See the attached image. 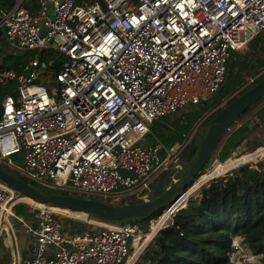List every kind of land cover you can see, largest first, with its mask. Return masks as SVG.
Instances as JSON below:
<instances>
[{"label": "built area", "instance_id": "obj_1", "mask_svg": "<svg viewBox=\"0 0 264 264\" xmlns=\"http://www.w3.org/2000/svg\"><path fill=\"white\" fill-rule=\"evenodd\" d=\"M21 3L0 11L8 44L33 54L20 72L1 75L15 81L16 95L1 101L0 162L34 183L94 198L142 193L158 169L183 170L179 154L194 130L168 147L139 142L153 122L209 100L231 52L264 33V0H36L34 13ZM190 189L145 232L44 205L28 211L32 224L14 212L18 194L0 181V237L15 248L14 218L34 239V252L21 258L15 248L12 264H134ZM60 218L83 226L66 229ZM235 239L230 263L236 252L239 264H264Z\"/></svg>", "mask_w": 264, "mask_h": 264}, {"label": "trees", "instance_id": "obj_2", "mask_svg": "<svg viewBox=\"0 0 264 264\" xmlns=\"http://www.w3.org/2000/svg\"><path fill=\"white\" fill-rule=\"evenodd\" d=\"M17 1L0 0V11L11 9ZM74 1L81 4V0ZM35 2L36 0H23L21 6L28 12L34 13ZM261 34L253 37V40ZM259 48L263 54L260 64H263L264 39L260 42ZM233 53L235 51L231 52L230 57L233 56ZM32 55V52H22L11 47L6 41L3 31L0 30V114L2 99L9 94L16 95L15 81L1 78V75L9 70L20 72L22 66ZM230 57L226 63L225 76L227 72L233 69L234 61L230 65ZM263 77L264 72L253 83H248L244 89L236 94L233 92L232 81L225 82L224 77L223 83L216 93L209 100L198 104L195 106V108L197 107L196 109L188 113L185 125L176 124V129L169 131V136H164L160 129L157 130L155 142H160L167 147L183 143L184 135H188L194 130L190 142L179 154V159L182 163L189 161L195 154L194 145L196 138L201 134L202 126L223 107L259 82ZM263 99L264 97L251 104L236 119L230 130L223 135L209 161L214 157L222 163L232 158L230 156L234 149L242 143L251 130L248 127L249 125L245 123L234 126L235 123ZM203 116L204 118L201 119ZM255 116L260 123H264V104L256 109ZM162 123L160 120L153 122L147 135L153 133L157 124V128H160ZM197 124L199 125L193 128ZM261 146L263 144L258 143L254 149ZM162 156H164V152ZM209 161L201 172L194 177L188 189L200 176L205 174V168ZM165 171H171L168 178H172L171 182L165 186L166 188L173 183L182 170H174L171 166ZM11 173L37 189L33 184L34 182L20 175L17 171H11ZM165 188L154 197L164 192ZM39 191L44 194L57 193L83 197L59 189ZM144 200H138L136 203ZM165 208L154 213L149 218L133 223H137L143 231L147 232L150 220L160 216ZM14 209L16 214H22L25 210V205L18 203L14 206ZM235 237L240 238L244 247L253 255L261 254V262H264V160L257 162L254 169L250 168V165L241 166L226 173L225 176L212 179L208 184L203 185L198 190V193L193 194L186 202V205L173 215L171 222L157 231L134 264H232L229 262L227 253L230 251Z\"/></svg>", "mask_w": 264, "mask_h": 264}, {"label": "water", "instance_id": "obj_3", "mask_svg": "<svg viewBox=\"0 0 264 264\" xmlns=\"http://www.w3.org/2000/svg\"><path fill=\"white\" fill-rule=\"evenodd\" d=\"M262 97H264V77L223 107L202 126L201 134L195 141V154L189 161L183 163L184 169L173 183L160 195L139 203L116 206L93 198L57 193L44 194L11 172L1 168L0 181L15 191L19 198H27L40 205L83 212L114 224L124 225L143 220L161 211L188 190L189 184L209 161L223 135L230 130V127L245 109Z\"/></svg>", "mask_w": 264, "mask_h": 264}, {"label": "rangeland", "instance_id": "obj_4", "mask_svg": "<svg viewBox=\"0 0 264 264\" xmlns=\"http://www.w3.org/2000/svg\"><path fill=\"white\" fill-rule=\"evenodd\" d=\"M256 36H254V37H256ZM257 38H258V40H256ZM257 38H255L253 40V37L247 36L246 37L247 44H246L245 48L242 49V51H235V53H233V56L230 57L229 64L231 65V63H233V61H234V65H233V69L230 70V72H227V74L225 76V82L232 81L234 94H236L239 91H241L242 89H244L246 87V85H248L250 79H254V78L256 79L257 77H259L264 72V63L260 64V61L263 58V54L259 48L260 42L264 39V33L259 35V37H257ZM41 80H44L43 77H41ZM263 104H264V99L261 102H259L256 106L251 108L245 115H243L235 123L234 126L245 123V124L249 125L248 127L251 128V130L246 135V137L242 141V143H240L238 145V147H236L234 149V151L232 152L230 157H237V156H240L242 154H251V153L255 152L256 149H254V147L258 143H262L263 146H261V147H264V123L263 124L260 123L259 119L256 118V116H255L256 109ZM196 108L195 107H187L185 110L181 111L178 115L175 114L173 116L165 118V120H163V119H162V121L160 120L161 123L163 122L161 124L160 128H157L158 127V124H157V126L153 130V133L146 135L139 142V144L140 145H147V144L154 143L157 139L155 137L156 131L159 129H160L161 133H163L164 136H169V133H170L169 131L176 129V124L185 125L187 123L186 117H188V113L190 111H192L193 109H196ZM203 118H204V116L201 119H203ZM198 125L199 124L193 126V128H195ZM185 132H187V131H185ZM262 160H264V154L256 157L254 160H251L248 162L238 163L233 168L227 170V172H231L234 169H237L238 167L245 166V165H250V168L254 169L256 166V163L259 161H262ZM12 161L14 164L20 165L21 164V155L12 156ZM217 162H219V161L216 158L212 157V159L209 161V163L206 165V168H205V175H207L209 172V174L207 175L208 177L203 179V178H201L202 176H200L194 182L193 185L198 183V186L195 188L197 190L194 191L193 194L198 193V190L203 185L208 184V182L210 180L216 179L218 177H223L226 175V173H227L226 171L222 172L216 176L210 175V173L212 172V170L214 168V164H216ZM0 168L11 172V169L6 165L5 161L0 162ZM13 171L14 170H12V172ZM170 174H171V171H165L164 169H158L157 171H155L151 176V181H150L148 188L146 190H144L142 193H138V192L137 193H135V192L134 193L115 192V193L109 194L107 196V198H103V197H95L94 198L92 195L81 194V193H77V192H70V193H75V194L81 195L85 198H91L92 197L94 199L100 200L104 203L111 204V205H116V206L126 205V204L136 203V201L141 200V199L148 200V199L154 197L158 192L162 191L165 188V186L171 182L172 178L171 177L168 178V176H170ZM33 184L37 187L38 190L53 189V188L46 187L42 184H38V183H33ZM22 202L23 201H19L18 203L24 204L26 211H29L31 209L32 205L27 204L25 202L22 203ZM14 212L16 213L15 209H14ZM22 214H24V212H22ZM17 215H19V214H17ZM23 216L26 219H28L27 214L23 215ZM60 221H61L62 225L66 227V229H76V228H81L83 226V224H80V222L78 223L74 220H71L70 218H60ZM10 222L12 224L13 229H15L14 231L16 233H18V229L20 228L19 223L14 218H11ZM235 238H236L235 240L239 241V243L243 247L244 245L242 244V241L240 239H238L237 237H235ZM243 252H244V254H246L248 256L251 253L246 247L243 248ZM240 256H241V253L235 252V258H234L235 264H239L238 260H239ZM249 262L250 263H248V264H260L259 263L260 260H258L256 258L250 259Z\"/></svg>", "mask_w": 264, "mask_h": 264}, {"label": "crops", "instance_id": "obj_5", "mask_svg": "<svg viewBox=\"0 0 264 264\" xmlns=\"http://www.w3.org/2000/svg\"><path fill=\"white\" fill-rule=\"evenodd\" d=\"M90 1L91 0H81L80 3L86 4L89 3ZM26 214L28 215L27 217L30 216V214L28 213V211H26L25 208L24 214H19V215L23 216ZM29 220H31L30 222L32 224L34 223V219H32V217H30L28 221ZM19 227L20 228L18 229V233L14 231L16 237L15 248L21 258H26L34 252L35 242L31 236L25 233L23 227L20 224ZM15 248L12 237L7 236L5 233H3L0 237V264H12L14 262L13 255L15 253Z\"/></svg>", "mask_w": 264, "mask_h": 264}, {"label": "bare ground", "instance_id": "obj_6", "mask_svg": "<svg viewBox=\"0 0 264 264\" xmlns=\"http://www.w3.org/2000/svg\"><path fill=\"white\" fill-rule=\"evenodd\" d=\"M245 46H246V44L241 45V50L244 49ZM263 154H264V147H259L255 150V152H253L251 154H242V155L237 156V157H232V158H230L227 161H224L222 163L217 162L216 164H214V168H213L212 172L210 173V175L216 176L222 172H225V171L227 172V170L233 168L236 164L241 163V162H248V161L254 160L256 157L263 155ZM208 174H209V172H208ZM207 175L204 174V175H202L201 178L205 179L208 177ZM197 186H198V183L193 185L191 187V189L189 190V192L195 191V188ZM18 200L23 201L22 203L25 202V203L33 205L35 207H42V205L34 203L33 201H31L30 199H27V198H19ZM54 211L63 212L65 214H67L68 216L80 218V219H84L85 215H86L83 212L71 211V210H68L66 208H54Z\"/></svg>", "mask_w": 264, "mask_h": 264}]
</instances>
